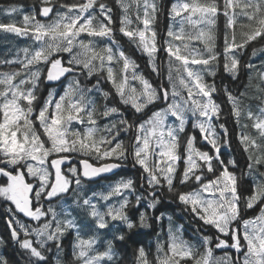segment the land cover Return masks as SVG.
<instances>
[{
  "label": "snow or ice",
  "instance_id": "obj_1",
  "mask_svg": "<svg viewBox=\"0 0 264 264\" xmlns=\"http://www.w3.org/2000/svg\"><path fill=\"white\" fill-rule=\"evenodd\" d=\"M115 5L122 13L119 33L147 56L151 72L162 78L158 84L121 48L114 10L105 0L60 4L64 11H54L56 0H40L38 12L24 14L21 22L0 21V32L27 37L34 45L0 59V65L20 66L0 71V201L7 205L8 230L7 239L0 237V264H112L118 260L117 243L152 227L150 220L165 218L167 250L158 244L150 259L140 245L134 264H264V107L245 112L227 85L221 89L214 79H205L215 78L221 67L233 80L246 70L264 102V71L259 70L264 65L243 63L248 47L264 43V0H177L169 17L179 28L170 24L162 43L157 0H115ZM17 11L9 6L5 14ZM220 15L226 23L217 50ZM97 39L109 43L101 47ZM160 51L167 56L165 64L157 63ZM256 52L253 48L252 55ZM50 82L60 90L42 96ZM221 90L240 129L243 168L233 155L227 117L220 122L223 108L215 94ZM189 115L206 150L198 146L197 134L186 132ZM101 117L107 120L103 126ZM242 117L253 121L256 135ZM129 159L141 170L140 187L147 195H134L132 204L137 192L132 178L116 180L106 192L92 190ZM246 177L251 180L247 195ZM165 194L199 222L194 229L199 246L183 238L184 225L174 228L171 216L152 214ZM257 206L258 215L243 218L245 209ZM72 233L66 262L60 253ZM102 233L111 239H102ZM10 246L12 256L5 255ZM214 249L228 251L215 258Z\"/></svg>",
  "mask_w": 264,
  "mask_h": 264
},
{
  "label": "trees",
  "instance_id": "obj_2",
  "mask_svg": "<svg viewBox=\"0 0 264 264\" xmlns=\"http://www.w3.org/2000/svg\"><path fill=\"white\" fill-rule=\"evenodd\" d=\"M75 2V0H56V8L54 11H64L63 9H60L59 5L60 4H65V3H73ZM111 3V1L109 2ZM158 5L160 6V14L158 16V18L160 19H165V23L168 24V12L170 11L171 5L173 3V0H157ZM40 4V0H0V18L2 17V12H4L8 6H16L20 9V11H17L15 14L16 19L18 20L17 23L20 22V19L23 18V15L26 13H30V11L24 7H29V6H39ZM24 6V7H22ZM111 6V5H110ZM114 11H118L119 8L116 7L115 4L112 3V6ZM113 11V12H114ZM117 15H120V10L117 12ZM53 18H55V16L53 15ZM3 22H7V21H3ZM164 23V24H165ZM118 26L114 25L115 30ZM165 30V29H164ZM160 36L158 38V42L162 43L166 32L162 30L161 33H159ZM115 37L117 39V41H119L121 45V48H123L126 52V54L131 55L132 57H134V59L137 61V63L139 64V71L143 72L144 75L146 76V78L150 79L153 84H158L160 79L162 78H157L155 76V74H153L151 72L150 67L148 66V58L147 56L140 52L139 50L136 49L135 45L131 42H128L127 38L124 37L122 34L120 33H115ZM83 39L87 40L89 39L87 36H82ZM14 43H18L19 44V48H25V47H29L32 48L33 45V41L27 37H19V36H14L11 34H6V33H2L0 32V59H12L15 57V53L13 56H10L9 51L7 49V47L9 45H14ZM95 43L98 46H103L105 44L108 43V41L106 39H97L95 41ZM253 48L257 49L256 55L253 56L252 55V51ZM261 48H264V43H254L252 44L250 47H248V49L246 50V53L244 55L243 58V63H248L249 61H251V63L257 65V67L259 68L260 65H264V51H260ZM221 48H217V50H221ZM132 53V54H131ZM134 54V55H133ZM63 59L66 61L68 59V54H63ZM167 61V56L165 55V53L163 51H160L157 54V63L158 64H165ZM260 71H264V68H260ZM223 73V72H222ZM166 74V72H165ZM249 73L246 70H242L239 78L237 80H233L232 77L227 74L224 75L223 73V80H221L220 78V73L218 74V76L215 78V82L217 84L218 88H223V86H225L223 84V82L225 81L228 86L230 91L233 93V95H236L238 97H240L241 100V107L245 110V112L248 110V108H251L252 111L255 113L257 111L256 108V103L257 104H262V99L259 98L258 99V95L259 93L256 91V88L254 87V85L257 83L256 79H253L251 85L249 84ZM254 75V73H253ZM207 81L210 82V80L207 79ZM46 90V86L42 87V96H47V94L45 93ZM222 94L225 96V94L223 93V91L221 90ZM244 93V96H241L240 94ZM239 94V95H238ZM226 98V96H225ZM103 102L98 100V107L100 104H102ZM226 106H224V114L227 113V120L231 121L232 124H234V119L230 116V105L228 103V101L225 103ZM100 111H103V108L100 107L99 108ZM102 118V117H101ZM100 118V119H101ZM227 121V122H228ZM241 123L242 124H248L249 128L247 129V131H249L252 135V129H251V120H248L246 118L241 119ZM73 127H75L73 125ZM235 127L236 124H235ZM83 131V128L81 129ZM243 157V156H242ZM126 163H130L129 161H127ZM261 171H264V169H261ZM136 184V182H135ZM96 188L93 187V191ZM169 198L172 200V197L168 195V197H166V199ZM132 199V204H135V200H134V195L130 198ZM2 202V201H0ZM166 206H171L174 208L172 203H169L167 201L162 202L161 205L157 206V210L154 212L153 215H156V212L158 210H162V207L164 208V212L166 213H171L169 208L166 209ZM3 206L0 205V235L1 237H4L5 239H7L8 237V230L5 224V217H4V213L2 211ZM138 216V214H137ZM184 220H180L176 219V217L172 218V223H173V227L175 228L176 226L179 225H184L185 227H189V220L188 217H184ZM164 224L162 223H157L155 222V220H150L149 223L152 225V227L150 228H146V230L144 232L146 233H142L139 234L137 236L134 237L133 240H129L126 243H117L116 244V251H117V256H118V260L115 261V264H134L135 262V250L140 246L143 245L145 247V249L147 251H149L150 253V259L153 258L157 252V245H164L165 246V250H167V243H168V228H169V221L167 220V218H165L164 220ZM163 225V227L165 228L163 231H161V226ZM186 231V230H185ZM156 232V233H155ZM184 232V229L182 231V233ZM181 233V235H182ZM186 238L185 240H188L189 242L195 244L197 246H199V241L198 238L195 237L194 235L190 234L188 231H186ZM146 235V236H144ZM67 243L69 244V250L71 249V245H72V239H71V234H70V238H68ZM144 244H147L146 246ZM1 251H3L2 249H0ZM200 251H203V249L201 248ZM13 253V248L10 246L8 248V251L5 253V255L8 256H12ZM70 257V256H69ZM70 259V258H69Z\"/></svg>",
  "mask_w": 264,
  "mask_h": 264
},
{
  "label": "rangeland",
  "instance_id": "obj_3",
  "mask_svg": "<svg viewBox=\"0 0 264 264\" xmlns=\"http://www.w3.org/2000/svg\"><path fill=\"white\" fill-rule=\"evenodd\" d=\"M177 2V0H173V3H176ZM22 7H24V6H22ZM9 8V6L7 7V9ZM24 8H26V7H24ZM35 9L32 7V11H34ZM36 11V10H35ZM38 12V11H37ZM133 18H134V13H133ZM37 19H41L42 20V22H46V21H44L43 20V18L42 17H40L39 15H37ZM12 20H14V21H18L17 19H16V17H15V14H11V15H6L5 14V11L4 12H2V17L0 18V21H7V22H9V21H12ZM177 20H179V18H177ZM22 21V19H20V22ZM225 23H226V20H225V17L223 16V15H220V16H218L217 17V22H216V25H215V35H216V45H217V48H221L222 46H223V34H224V26H225ZM173 25L175 28H179V23H177V22H175V21H173L170 17H169V20H168V24L167 23H165V24H163V19H159L158 18V23H157V30H158V34L159 33H161L162 32V30H164V28H165V31H166V33H167V30H168V27H169V25ZM161 27V28H160ZM185 30L187 31L188 30V26L186 25L185 26ZM165 38H166V35H165ZM164 38V39H165ZM192 46H194V47H198V48H201V49H203V44L202 43H200V42H197V41H193L192 42ZM7 49H8V51H9V54H10V56H13L14 55V53L16 54V52L17 51H19V50H21V49H23V48H19V44L18 43H14V45L12 46V45H9L8 47H7ZM20 57L22 58L23 57V53L22 52H20ZM20 66L18 65V64H15V65H11V66H3V65H0V71H10V70H15V69H17V68H19ZM259 70H260V68H259ZM223 69H222V67L220 68V70L218 71V74L220 73V78H221V80H223ZM218 74H217V76H218ZM224 75H227V73H224ZM216 76V77H217ZM215 77V78H216ZM215 78H213V77H210V76H206L205 77V79L207 80H210V82H212L213 81V79L215 80ZM209 82V81H208ZM223 84L224 85H227V87L229 88V86H228V84L224 81L223 82ZM259 96V95H258ZM258 99H259V97H258ZM259 107H264V102H262V104H257L256 103V108H257V110H258V108ZM257 112V111H256ZM192 121H193V118L189 115V122H188V124H186V129L189 127V123H192ZM253 122V121H252ZM252 124V123H251ZM252 129V128H251ZM252 132H253V135H256V132H255V130L254 129H252ZM184 139V136L182 137V134H181V140H183ZM117 180H119V179H117ZM116 181V180H115ZM114 181V182H115ZM0 182H2V178H0ZM113 182V183H114ZM109 182H106V184H104L103 186L106 188V191H107V186L109 185L108 184ZM139 235V234H138ZM137 236V235H136ZM144 236H146V235H144ZM217 250V251H216ZM225 251H228V250H226V249H214V254H213V257H215V258H219V257H223L224 256V254H225ZM216 253V254H215Z\"/></svg>",
  "mask_w": 264,
  "mask_h": 264
},
{
  "label": "flooded vegetation",
  "instance_id": "obj_4",
  "mask_svg": "<svg viewBox=\"0 0 264 264\" xmlns=\"http://www.w3.org/2000/svg\"><path fill=\"white\" fill-rule=\"evenodd\" d=\"M48 90H52V87L50 88L49 87V89ZM239 132V130H238V128H236V130L235 131H233L232 133H231V136H230V139H231V142H232V146H233V149H234V152H233V155H235V154H237L238 156L240 155V156H244V153H242L241 151H240V149H239V147H238V145H237V133ZM235 134V135H234ZM198 139V138H197ZM198 141V140H197ZM198 146H202V147H204L205 148V150L209 147V146H207L205 143H203L202 141H198ZM244 167V166H243ZM109 178V177H108ZM107 178V179H108ZM249 188V187H248ZM247 194H248V191H247ZM164 201H167V202H170V201H172L171 199H169V198H167V199H165V195H164V200H163V202ZM173 203V205H175V206H178L179 204H178V202H172ZM0 205H2L3 206V208H2V211H3V213H4V206H5V204L3 203V202H0ZM175 209H177L176 207H174ZM258 208V206L257 207H255L254 209H253V214H255L256 213V209ZM251 212H249V214H250ZM189 220L192 222V232H194V229L195 228H197V222H195V221H193V219H192V217L189 215ZM230 254L231 255H234L235 254V250H231V252H230Z\"/></svg>",
  "mask_w": 264,
  "mask_h": 264
},
{
  "label": "bare ground",
  "instance_id": "obj_5",
  "mask_svg": "<svg viewBox=\"0 0 264 264\" xmlns=\"http://www.w3.org/2000/svg\"><path fill=\"white\" fill-rule=\"evenodd\" d=\"M61 9V8H60ZM161 19V18H160ZM161 28V27H160ZM123 45V44H122ZM132 54V53H131ZM134 55V54H133ZM134 58V57H133ZM239 95V94H238ZM228 121V120H227ZM240 156V155H239ZM156 233V232H155Z\"/></svg>",
  "mask_w": 264,
  "mask_h": 264
},
{
  "label": "water",
  "instance_id": "obj_6",
  "mask_svg": "<svg viewBox=\"0 0 264 264\" xmlns=\"http://www.w3.org/2000/svg\"><path fill=\"white\" fill-rule=\"evenodd\" d=\"M119 169H117L115 172H117ZM107 175H109V174H107Z\"/></svg>",
  "mask_w": 264,
  "mask_h": 264
}]
</instances>
